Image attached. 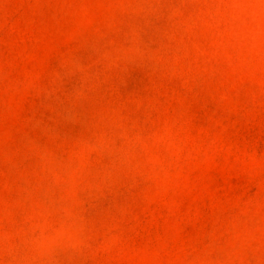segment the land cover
<instances>
[{
	"label": "rangeland",
	"instance_id": "374dc122",
	"mask_svg": "<svg viewBox=\"0 0 264 264\" xmlns=\"http://www.w3.org/2000/svg\"><path fill=\"white\" fill-rule=\"evenodd\" d=\"M0 264H264V0H0Z\"/></svg>",
	"mask_w": 264,
	"mask_h": 264
}]
</instances>
